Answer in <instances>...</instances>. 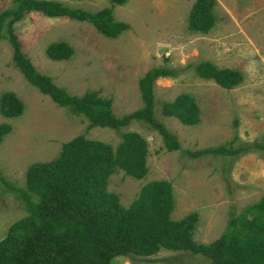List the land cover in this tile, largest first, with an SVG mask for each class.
Returning <instances> with one entry per match:
<instances>
[{
  "label": "rangeland",
  "instance_id": "obj_1",
  "mask_svg": "<svg viewBox=\"0 0 264 264\" xmlns=\"http://www.w3.org/2000/svg\"><path fill=\"white\" fill-rule=\"evenodd\" d=\"M58 1L89 10L111 5L113 18L128 23L116 36L102 34L85 20L37 10L24 12L13 23L21 50L34 68L71 94L90 91L110 98L111 111L120 115L142 104L138 78L148 68L190 63L174 76L155 78L153 84L154 114L176 135L179 148L167 149L157 131L142 120H131L119 129L89 126L84 114L59 105L29 83L13 63L10 43L0 38V93L12 90L23 101L20 114L8 117L0 113V122L11 125L0 140V173L11 185L23 188L26 166L54 157L62 142L74 135L101 140L114 148L121 131L133 130L146 142V171L134 177L112 166L107 190L126 206L146 181L165 179L172 196L169 218L179 219L195 211L191 238L212 241L225 230L231 207L244 213L264 192V150L246 148L234 154L198 156L187 150L219 143L264 142V0H215L214 23L206 31L188 27L193 0ZM10 6L11 0H0V10ZM54 40L66 41L71 54L49 58L45 46ZM204 60L238 69L241 80L226 88L197 75L193 64ZM179 92L194 97L199 108L195 123L161 114L160 101L171 100ZM22 202L0 180V237L24 214ZM110 260L113 264H211L200 253L164 246L148 255L120 254Z\"/></svg>",
  "mask_w": 264,
  "mask_h": 264
},
{
  "label": "trees",
  "instance_id": "obj_2",
  "mask_svg": "<svg viewBox=\"0 0 264 264\" xmlns=\"http://www.w3.org/2000/svg\"><path fill=\"white\" fill-rule=\"evenodd\" d=\"M125 0H109L121 4ZM12 6L0 10V38L12 48L13 63L24 78L46 93L59 105L74 113L84 114L89 126L119 129L131 120L145 121L157 131L167 149L179 148L176 135L154 114L153 84L159 76H174L183 66L154 65L139 78L142 104L123 114L111 111L110 98L86 91L71 94L55 84L50 76L39 72L23 53L13 23L24 12L37 10L46 15L68 17L90 22L97 31L116 36L128 23L112 16L111 5L96 10L74 7L58 0H11ZM215 0H193L187 15L188 27L206 31L214 23ZM5 22L6 27L3 28ZM64 40L46 44L49 58L62 59L71 54ZM194 72L212 78L222 87H232L241 80V72L232 67H219L210 61L193 64ZM23 101L12 91L0 93V113L16 116ZM162 115H174L183 123H195L199 108L188 92H179L159 104ZM11 129L0 122V140ZM246 148L264 150V142L243 145L219 143L187 153L234 154ZM146 142L136 131L120 132L114 148L107 142L76 134L62 142L58 153L48 160L30 162L25 168V186L11 185L0 173V180L23 199L24 214L12 221L0 237V264H113L115 255H148L158 246L200 253L211 264H264V192L244 213L231 207L226 228L208 243L195 242L189 228L196 219L190 211L179 219L169 218L172 207L171 187L165 179H151L126 205L107 190L106 178L112 166L141 177L146 171Z\"/></svg>",
  "mask_w": 264,
  "mask_h": 264
},
{
  "label": "crops",
  "instance_id": "obj_3",
  "mask_svg": "<svg viewBox=\"0 0 264 264\" xmlns=\"http://www.w3.org/2000/svg\"><path fill=\"white\" fill-rule=\"evenodd\" d=\"M125 1H126V0H125ZM125 1H124V2H125ZM216 1H217V2H221V3H222V1H221V0H216ZM229 1H231V0H229Z\"/></svg>",
  "mask_w": 264,
  "mask_h": 264
}]
</instances>
